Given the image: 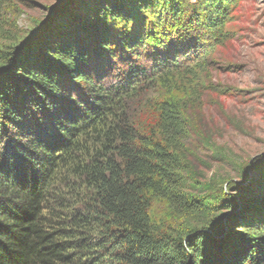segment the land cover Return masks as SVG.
<instances>
[{
	"label": "trees",
	"instance_id": "trees-1",
	"mask_svg": "<svg viewBox=\"0 0 264 264\" xmlns=\"http://www.w3.org/2000/svg\"><path fill=\"white\" fill-rule=\"evenodd\" d=\"M238 2L74 0L0 52V264H264V192L223 193L199 227L151 211H207L185 190L178 97L206 90Z\"/></svg>",
	"mask_w": 264,
	"mask_h": 264
},
{
	"label": "rangeland",
	"instance_id": "rangeland-1",
	"mask_svg": "<svg viewBox=\"0 0 264 264\" xmlns=\"http://www.w3.org/2000/svg\"><path fill=\"white\" fill-rule=\"evenodd\" d=\"M61 1L0 0V21L8 35L0 39V52L35 33L50 18L53 23L60 19L74 0L56 14ZM230 15L225 29L228 41L216 46L206 60L200 84L206 90L197 97H178L187 127L185 190L201 198L207 211L187 218L173 217L164 202H156L152 215L175 226L182 221L199 227L208 217L227 212L221 202L223 193L235 194L241 205L264 192V0H239ZM142 114L137 117L143 119ZM67 177L63 174L61 179ZM234 185L248 187L241 192L233 189ZM72 190L64 188L67 199ZM75 191L83 193L80 188ZM252 228L249 223L243 226Z\"/></svg>",
	"mask_w": 264,
	"mask_h": 264
},
{
	"label": "water",
	"instance_id": "water-1",
	"mask_svg": "<svg viewBox=\"0 0 264 264\" xmlns=\"http://www.w3.org/2000/svg\"><path fill=\"white\" fill-rule=\"evenodd\" d=\"M71 1H72V0H63V1H61L60 4L58 5L57 9L55 10V13H56V14H57V13L60 14L62 11H64V10L68 7V5L71 3ZM53 21H54V19L50 18L48 21L44 22V23L42 24V26L39 27V29L43 30V28L49 26L51 23H53ZM39 29H38V31H39ZM225 231H226V229H225V225L223 224L221 235H222ZM221 235H219V236H221ZM217 237H218V236H217Z\"/></svg>",
	"mask_w": 264,
	"mask_h": 264
}]
</instances>
